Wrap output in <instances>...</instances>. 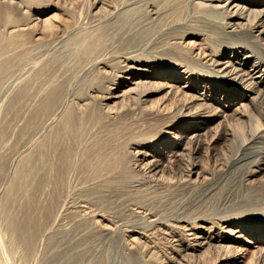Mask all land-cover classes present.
Segmentation results:
<instances>
[{"label": "bare ground", "instance_id": "1", "mask_svg": "<svg viewBox=\"0 0 264 264\" xmlns=\"http://www.w3.org/2000/svg\"><path fill=\"white\" fill-rule=\"evenodd\" d=\"M0 10V264H264V0Z\"/></svg>", "mask_w": 264, "mask_h": 264}, {"label": "rangeland", "instance_id": "2", "mask_svg": "<svg viewBox=\"0 0 264 264\" xmlns=\"http://www.w3.org/2000/svg\"><path fill=\"white\" fill-rule=\"evenodd\" d=\"M1 11V10H0ZM1 13V12H0ZM10 80V81H9ZM4 86L5 87H3L1 90H0V111L2 110V108L5 106V104H6V100H8V98L7 97H9V95H11L12 94V91H14V88H15V83H14V80H13V78H8V81H6L5 82V84H4ZM11 86V87H10ZM5 88H7V89H5ZM6 90V91H5ZM10 93V94H9ZM6 98V99H5ZM5 99V100H4ZM2 100V101H1ZM3 101H4V103H3ZM3 104H4V106H3ZM1 114V116H2V111L0 112ZM1 116H0V119H1ZM254 248H247V250L245 251V253L242 255V258H241V261L243 260V262L244 263H246V262H248V260H249V258L247 259L246 258V255H247V253L250 251V250H253Z\"/></svg>", "mask_w": 264, "mask_h": 264}]
</instances>
